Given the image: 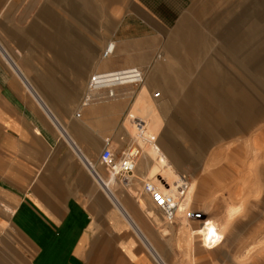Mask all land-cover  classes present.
I'll return each instance as SVG.
<instances>
[{"label":"crops","instance_id":"1","mask_svg":"<svg viewBox=\"0 0 264 264\" xmlns=\"http://www.w3.org/2000/svg\"><path fill=\"white\" fill-rule=\"evenodd\" d=\"M26 1L0 0V264H172L166 244L176 227L158 226L148 210L153 208L149 197L142 193L143 203L136 192L149 180L167 186L178 200L181 190L190 195L192 187L177 182L175 188L170 177L178 173L153 169L147 152L149 162L137 163L129 185L117 187L116 178L100 169V155L106 143L117 155L129 143L125 104H80L79 78L97 54L92 43L100 24L97 5L92 0ZM185 23L190 22L183 17L175 32ZM181 44L184 50L202 46L196 40ZM109 64L98 67L93 89L110 91L134 74L109 71ZM128 117L137 119L132 111ZM208 181L198 180V192ZM188 203L185 197V208ZM210 203L215 214L223 204ZM239 211V205H227L221 223L209 217L192 228L182 221L177 231L199 236L201 247L213 251L230 233L219 227L224 217L229 227ZM205 221L222 236L215 248L202 242Z\"/></svg>","mask_w":264,"mask_h":264},{"label":"rangeland","instance_id":"2","mask_svg":"<svg viewBox=\"0 0 264 264\" xmlns=\"http://www.w3.org/2000/svg\"><path fill=\"white\" fill-rule=\"evenodd\" d=\"M92 2L100 23L97 39H92L97 54L79 78L80 104L87 97L88 103L125 104L122 120L129 142L136 140L143 154L138 165L149 162L147 152L153 169L178 173L170 177L173 185L192 187L185 197L204 219L221 223L227 205L240 206L229 227L224 217L219 227L230 233L213 251L201 247L199 236L177 231L182 221L200 226L179 216L173 241L166 244L172 264H264V0ZM183 17L190 23L175 32ZM193 40L202 46L184 50L181 41ZM109 42L115 45L113 54ZM103 62L110 63L109 71L134 73L110 89L112 97L107 89L88 87ZM131 111L145 123L141 137L128 117ZM202 177L209 181L200 193ZM141 185L136 193L144 203ZM211 200L220 201L219 207L223 202L216 214ZM148 210L158 226H167L158 211Z\"/></svg>","mask_w":264,"mask_h":264},{"label":"built area","instance_id":"3","mask_svg":"<svg viewBox=\"0 0 264 264\" xmlns=\"http://www.w3.org/2000/svg\"><path fill=\"white\" fill-rule=\"evenodd\" d=\"M108 55V51L105 52ZM89 90H96L89 84ZM108 95L112 97L113 92L109 91ZM89 98H86L84 105H87ZM133 124L138 132L144 128L145 123L139 119H133ZM137 134V135H138ZM141 156V148L133 139L121 149L120 153L115 154L114 150L106 143L101 155L100 164L104 167L108 175L119 180L122 186L129 185L134 178V169ZM142 193L149 197V200L154 209H156L163 222L167 225H172L179 218L177 214H182L183 218L189 222H201L204 218L201 212L191 210L184 207L185 191L181 190V196L176 201L173 192L164 184L157 185L153 181L142 182ZM181 207H183V210Z\"/></svg>","mask_w":264,"mask_h":264},{"label":"bare ground","instance_id":"4","mask_svg":"<svg viewBox=\"0 0 264 264\" xmlns=\"http://www.w3.org/2000/svg\"><path fill=\"white\" fill-rule=\"evenodd\" d=\"M107 49L110 51V53H113L114 45L110 44L107 47ZM93 86H94V82L92 81L91 82V87L94 88ZM114 178L115 177L110 176V179H114ZM100 181H102L101 178H100ZM180 210H183V208L180 209ZM210 229H213L212 226L209 225V224H205L204 227H203L202 236H201L204 246H206L209 249L217 247L222 242V236H221V234L218 231L217 232L215 231V234L212 235L211 237H209V230Z\"/></svg>","mask_w":264,"mask_h":264},{"label":"snow or ice","instance_id":"5","mask_svg":"<svg viewBox=\"0 0 264 264\" xmlns=\"http://www.w3.org/2000/svg\"><path fill=\"white\" fill-rule=\"evenodd\" d=\"M238 211V210H237ZM215 234V230L214 229H210L209 230V237H211L212 235Z\"/></svg>","mask_w":264,"mask_h":264}]
</instances>
